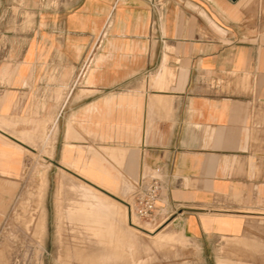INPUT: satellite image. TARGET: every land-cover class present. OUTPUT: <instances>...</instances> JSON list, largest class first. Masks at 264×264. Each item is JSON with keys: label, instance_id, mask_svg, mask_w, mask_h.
<instances>
[{"label": "crops", "instance_id": "obj_1", "mask_svg": "<svg viewBox=\"0 0 264 264\" xmlns=\"http://www.w3.org/2000/svg\"><path fill=\"white\" fill-rule=\"evenodd\" d=\"M6 118L52 125L58 164L113 148L135 189L160 167L163 229L197 246L198 264H245L235 241L264 223V0H0ZM11 144L0 138V224L24 165Z\"/></svg>", "mask_w": 264, "mask_h": 264}, {"label": "rangeland", "instance_id": "obj_2", "mask_svg": "<svg viewBox=\"0 0 264 264\" xmlns=\"http://www.w3.org/2000/svg\"><path fill=\"white\" fill-rule=\"evenodd\" d=\"M54 122L56 119H53ZM17 124L12 118L0 120V125L11 132L16 131L13 127ZM53 130L52 125L47 126L43 120L39 124L38 132L27 141L52 158L48 166L42 163L41 157L37 154L14 146L21 154L25 153V157L18 192L8 214L0 224V264H138V261L139 264H174V259L179 258L181 264H198L199 248L192 245L191 241L182 235L183 233L180 234L169 226L163 229V225L160 227L164 236L161 240L132 230L135 237L131 238L137 240L128 238V241H125L132 245L133 251L120 255L119 247L107 242L105 236L113 231L117 217L119 220L122 218L120 220L122 227L128 228L123 207L119 202L90 188L70 174L69 183L62 182L63 171L60 164L53 160L56 156L53 149L56 134ZM0 138L2 139L1 135ZM78 153L76 159L68 160L69 153L65 151L61 163L65 162V166L67 163L68 167H74L72 169L75 170L78 164L81 174L102 185L107 183L105 185L110 190L133 202L132 193L135 190L133 185L130 183L127 191L121 194L122 182L118 181L121 175L105 168L103 158L109 159L106 150L99 152L90 146L87 152L79 150ZM91 158H94L96 163L94 167L91 166ZM45 172L46 183L41 177ZM60 186L66 189L60 192L58 191ZM256 215L262 217L254 218L255 220L264 221V215ZM133 217L137 223L149 229H155L160 223L168 225L169 222L166 215L156 213L153 222L138 219L134 214ZM94 229H102L99 230L102 238L95 241V244L94 240H91ZM249 237L251 240L235 241V247L241 251L239 258H244L245 264H264V247L260 249L254 245V239L264 237V223L260 228H251ZM220 250L225 251L223 247ZM260 254L263 260H255Z\"/></svg>", "mask_w": 264, "mask_h": 264}, {"label": "bare ground", "instance_id": "obj_3", "mask_svg": "<svg viewBox=\"0 0 264 264\" xmlns=\"http://www.w3.org/2000/svg\"><path fill=\"white\" fill-rule=\"evenodd\" d=\"M13 120V119H12ZM15 122V121H14ZM7 124V123H5ZM35 132H30L29 130H26V129H21L20 131H15V132H11L7 130V128H4L3 126L0 125V135L2 137V139H4L5 141H7L8 143H15V144H11L15 147H17L18 149H26L27 151L31 152V153H34V154H37V156H40L41 159H42V163H45L48 165L51 164V160L52 158L47 155L46 153H43L42 149L40 150H37V148H35L34 146L30 145L27 143V141L29 140V138H31L33 135H34ZM68 138V137H67ZM11 141V142H9ZM30 142V141H29ZM17 145V146H16ZM106 146V145H105ZM106 148V149H105ZM103 148L104 151L106 150L107 152V155H108V158H103L104 160V164H105V168L106 169H109L110 170H114V166L111 164V159H113V162L115 161V164H116V160H118V158L116 157L115 153L112 152L113 148H110L109 146L108 147H105ZM44 150V149H43ZM115 151V149H114ZM120 152V151H119ZM122 152V151H121ZM130 152V151H129ZM23 154V153H22ZM79 154V153H78ZM76 155V154H75ZM87 155V154H86ZM128 155V154H127ZM126 155V157H128ZM131 155V154H130ZM78 156V155H77ZM133 156V154H132ZM73 157V156H72ZM91 157V156H90ZM81 158V156H80ZM117 158V159H116ZM73 159V158H72ZM76 159V158H75ZM74 159V160H75ZM79 159V158H78ZM84 159V158H83ZM92 159V162H91V166L94 167V165L96 164L95 161L93 160L94 158H91ZM116 159V160H115ZM121 159V158H120ZM88 160V159H87ZM126 160V159H125ZM76 161V160H75ZM79 161H82L84 162L83 160H79ZM88 162V161H87ZM121 162V161H120ZM76 163V162H75ZM78 163V161H77ZM103 163V162H102ZM118 163V162H117ZM126 163V162H125ZM65 164V162H64ZM60 163V168L62 169L63 173H62V182L64 184H67L69 183V177L68 175L70 174L71 176H74L76 177L77 179H79V181H82L84 183H86L90 188L92 189H95L97 190L98 192L104 194L105 196L113 199L114 201L116 202H119L121 204V206L123 207L124 211H125V217H126V220H127V223H128V228L126 227H122V222L120 221L122 218L120 217V220L119 218L117 217L115 219V222H114V228H113V231L109 232L105 238L107 240V242L109 243H112L114 244L117 248L119 247L120 249V255L124 254V253H132L131 249H130V246L127 245V242L125 240L128 241V238H131V237H135L133 236V232L132 230H135V231H139L141 233H144L145 235H148L149 237H152V239H156V240H161L164 236L163 234H161V230L160 227L162 223H160L158 226L155 227V229H149L139 223H137L133 217V213H132V208H131V201L130 200H126L125 198H123L122 196H120L119 194L113 192L112 190H110L108 188V186H106L105 184L107 183H104V185L100 184V183H97L96 181H94L93 179L89 178L88 176L86 175H83L81 174L79 171L80 167L78 164H76V168L77 170L75 169H72L70 167H68L69 165L66 163V166ZM71 164V163H69ZM81 164V163H79ZM88 164V163H87ZM86 164V166H88ZM68 165V166H67ZM75 165V164H74ZM103 166V165H102ZM90 167V166H89ZM42 170V169H41ZM42 172V171H41ZM46 172L43 174L42 177V181L44 183L47 182V178H46ZM119 175V174H118ZM120 176V175H119ZM120 180V182H122V187H121V194H124L125 191H127V189L131 186V184L126 181L123 176H120V179H118V181ZM108 181V180H107ZM119 184V183H118ZM118 186V185H117ZM38 187V186H37ZM110 187V186H109ZM116 187V186H115ZM111 188V187H110ZM66 188H64V186H60V189L58 191H62ZM43 191V190H42ZM114 195L116 197H118L119 199L111 196ZM119 207V205H118ZM79 208V207H78ZM87 208V207H86ZM44 219V218H43ZM44 221V220H43ZM121 222V224H120ZM84 227V226H83ZM159 229V230H158ZM97 229H94L92 231V239L91 240H94V244H95V241H99L100 238H102L100 236V232L99 230ZM140 234V233H139ZM99 236V238H98ZM91 238V237H90ZM104 238V239H105ZM39 240V239H38ZM102 242V241H101ZM104 245V244H103ZM64 247V246H63ZM108 247V246H107ZM115 247V248H116ZM112 248V247H111ZM102 251V250H101ZM119 251V250H118ZM108 253V252H107ZM108 255V254H107ZM109 257V256H108Z\"/></svg>", "mask_w": 264, "mask_h": 264}, {"label": "built area", "instance_id": "obj_4", "mask_svg": "<svg viewBox=\"0 0 264 264\" xmlns=\"http://www.w3.org/2000/svg\"><path fill=\"white\" fill-rule=\"evenodd\" d=\"M94 49L89 53L88 57L82 64L80 70L75 77V83L81 81L88 65L89 58L93 54ZM162 171L160 167L155 168L154 175L150 183L143 189L137 187L132 193L133 202H131L132 213L142 220L154 221V215L157 209V202L160 199V191L163 184Z\"/></svg>", "mask_w": 264, "mask_h": 264}, {"label": "water", "instance_id": "obj_5", "mask_svg": "<svg viewBox=\"0 0 264 264\" xmlns=\"http://www.w3.org/2000/svg\"><path fill=\"white\" fill-rule=\"evenodd\" d=\"M111 196H113V197H115V198L119 199L118 197H116V196H114V195H112V194H111Z\"/></svg>", "mask_w": 264, "mask_h": 264}]
</instances>
